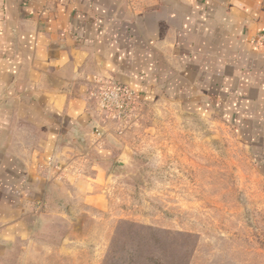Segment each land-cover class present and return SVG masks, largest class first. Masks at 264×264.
<instances>
[{
    "label": "crops",
    "instance_id": "crops-1",
    "mask_svg": "<svg viewBox=\"0 0 264 264\" xmlns=\"http://www.w3.org/2000/svg\"><path fill=\"white\" fill-rule=\"evenodd\" d=\"M106 84L264 143V0H0V264H47L80 177L96 201Z\"/></svg>",
    "mask_w": 264,
    "mask_h": 264
},
{
    "label": "rangeland",
    "instance_id": "rangeland-1",
    "mask_svg": "<svg viewBox=\"0 0 264 264\" xmlns=\"http://www.w3.org/2000/svg\"><path fill=\"white\" fill-rule=\"evenodd\" d=\"M102 111L112 159L90 192L98 197L85 203L80 177L76 222L48 224L56 239L47 241L48 256L33 253V260L264 264L260 139L244 143L219 116L185 111L164 97L121 93L119 105Z\"/></svg>",
    "mask_w": 264,
    "mask_h": 264
},
{
    "label": "built area",
    "instance_id": "built-area-1",
    "mask_svg": "<svg viewBox=\"0 0 264 264\" xmlns=\"http://www.w3.org/2000/svg\"><path fill=\"white\" fill-rule=\"evenodd\" d=\"M121 93H126L129 96H135L134 93L120 85L110 84L104 85L100 93V105L102 109H108L112 105H119V97Z\"/></svg>",
    "mask_w": 264,
    "mask_h": 264
},
{
    "label": "water",
    "instance_id": "water-1",
    "mask_svg": "<svg viewBox=\"0 0 264 264\" xmlns=\"http://www.w3.org/2000/svg\"><path fill=\"white\" fill-rule=\"evenodd\" d=\"M116 165H117V166H119V165H123V161H122V160H118Z\"/></svg>",
    "mask_w": 264,
    "mask_h": 264
}]
</instances>
